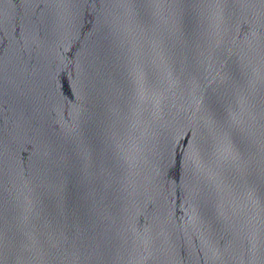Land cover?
<instances>
[{
    "label": "water",
    "instance_id": "1",
    "mask_svg": "<svg viewBox=\"0 0 264 264\" xmlns=\"http://www.w3.org/2000/svg\"><path fill=\"white\" fill-rule=\"evenodd\" d=\"M0 264H264V0H0Z\"/></svg>",
    "mask_w": 264,
    "mask_h": 264
}]
</instances>
